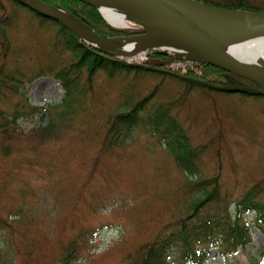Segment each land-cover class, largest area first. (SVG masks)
Wrapping results in <instances>:
<instances>
[{
  "label": "rangeland",
  "instance_id": "obj_1",
  "mask_svg": "<svg viewBox=\"0 0 264 264\" xmlns=\"http://www.w3.org/2000/svg\"><path fill=\"white\" fill-rule=\"evenodd\" d=\"M11 4L0 0V23ZM16 16L18 21L5 29L7 58L2 57L0 35L5 69L23 64L37 70L38 63L40 68L50 64L68 69V58L49 53L38 42L49 40L54 30L39 28L21 10ZM149 49L128 61L141 63ZM79 77L86 82L84 74ZM136 79L135 86L128 87L95 77L85 103L74 110L70 129L38 148L30 146L27 133L47 122L41 110L60 104L65 91L52 77H37L19 90L25 104L40 110L20 115L13 127L22 136L13 137L7 158L0 127V220L8 221V226L0 225L4 264H53L78 232L93 238L73 264H126V258L155 240L167 224L187 214L191 200L200 194L195 180L208 187L204 183L217 179L215 196L223 201L219 207L227 206L230 212L232 202L246 192L264 200V97L222 94L150 74ZM153 90L151 108L168 109L196 149L197 177L179 170L165 143L146 129L132 132L120 148L103 146L105 120L127 111L129 99L136 102ZM24 99L10 97L0 110L10 113L16 103L22 107ZM218 255L212 252L206 264H264V235L254 230L247 248Z\"/></svg>",
  "mask_w": 264,
  "mask_h": 264
},
{
  "label": "trees",
  "instance_id": "obj_2",
  "mask_svg": "<svg viewBox=\"0 0 264 264\" xmlns=\"http://www.w3.org/2000/svg\"><path fill=\"white\" fill-rule=\"evenodd\" d=\"M52 7L61 8L82 22L85 27L92 30L101 38H111L116 36H125L110 30L103 22L98 12L90 5L74 0H42ZM208 5L230 10H242L264 13V0H197ZM12 3L11 12L5 15L0 23V35L3 39L2 57L10 55L8 53V41L6 39L5 29L13 21H18L17 13L21 10L23 13L35 20L39 28H52L53 33L49 40H39L38 42L44 48H48L49 53H57L68 58L70 65L68 69H62L54 65H46V68L37 70L26 68H12L7 65L6 69L0 63V104L10 97L19 95V90L24 84L29 83L35 78L52 77L59 82L65 91V97L60 104L50 105L43 111L47 116V122L39 127L30 130L27 135L32 139L31 147L38 148L37 144L46 142L49 139H59L61 133L70 129V121L75 114L78 104L85 103L86 95L90 92V85L97 76L103 77L109 82L119 81L129 83L128 87H134L137 76L146 74L155 75L159 78H169L190 86H197L208 91L209 89L190 83L186 79L204 82L213 86L228 85L231 80H237L227 73L204 64L191 63L189 68L170 72L167 65L182 60L180 55H167L160 51H154L149 54L150 63L143 66L129 65L122 59H116L104 55L83 43L67 28L61 24L47 19L35 13L24 6L18 0H7ZM34 22V21H33ZM49 41V42H48ZM8 54V55H7ZM6 57V58H7ZM39 60V59H38ZM40 61V60H39ZM79 74H84L86 82L81 83ZM130 78V80H128ZM238 81V80H237ZM240 81V80H239ZM240 85L253 86L250 83L240 81ZM217 91V89L215 90ZM155 90L149 95L139 98L136 102L129 99L126 104L128 110L116 112L105 120V133L103 136V146L108 149L120 148L130 138L134 131L147 130L151 137L165 143L169 154L173 158L176 166L190 176L197 177L198 171L194 167V158L197 157L196 149L191 147L187 134L178 121L172 117L168 109L153 108L151 98ZM228 94V93H224ZM253 96L250 94H242ZM85 96V97H84ZM262 97V96H254ZM23 100L22 107L16 103L10 113L0 110V127L3 129L4 158H7L11 152V140L14 136H22L16 132L14 124L20 115L27 113L30 115L38 112L40 108L25 104ZM175 105L171 106L174 108ZM152 107V108H151ZM10 117L9 121L6 117ZM1 142V141H0ZM203 181L193 183L195 190L199 191L187 209L184 217L167 224L144 248L138 251L130 258H126V264H204L208 258L215 254H232L238 249H245L253 241L254 230L264 235V200L257 197L256 192L249 191L244 193L232 202V211H228L227 206L220 208L222 203L217 195V179L210 180L208 187L213 188L207 191V186L201 185ZM252 214L250 220L247 215ZM7 225L8 221L0 220V225ZM74 224V223H70ZM77 225V224H76ZM1 230V229H0ZM91 237L86 236L85 232H78L74 238L62 249L53 264H73L78 261L79 254L92 242ZM171 254H175L173 261ZM12 260V258H10ZM5 262V261H4ZM0 260V264H4Z\"/></svg>",
  "mask_w": 264,
  "mask_h": 264
},
{
  "label": "water",
  "instance_id": "obj_3",
  "mask_svg": "<svg viewBox=\"0 0 264 264\" xmlns=\"http://www.w3.org/2000/svg\"><path fill=\"white\" fill-rule=\"evenodd\" d=\"M19 1L43 17L62 24L91 48L104 55L132 57L145 48H152L145 47V44L153 41L182 54L189 62L210 65L256 86L219 87L222 92L264 96V71L247 66L225 51L241 42L264 38V13L218 9L195 0H74L90 5L97 11L96 5L118 8L125 14V20L138 28L134 31L113 28L98 11L106 26L112 30L134 33L129 37L105 39L98 37L60 8L50 7L41 0H32V4L24 0ZM79 27L84 30L89 43L82 38ZM115 40H137L136 48L126 56L113 54L107 49ZM191 82L197 83L195 80Z\"/></svg>",
  "mask_w": 264,
  "mask_h": 264
},
{
  "label": "bare ground",
  "instance_id": "obj_4",
  "mask_svg": "<svg viewBox=\"0 0 264 264\" xmlns=\"http://www.w3.org/2000/svg\"><path fill=\"white\" fill-rule=\"evenodd\" d=\"M29 3H33L32 0H24ZM98 11L104 20L109 24V26L117 29H122L124 31H134L138 28L133 24L125 20V14L118 8L107 6V5H96ZM79 30L82 33V38L88 43L89 38L86 37V34L82 28L79 27ZM137 40H115L110 45V48L107 50L116 55H127L135 50ZM162 47L166 48L167 46L156 44V42L149 41L145 44V47ZM226 53L228 55L234 56L235 58L243 61L249 67L260 69L264 71V38L251 40L248 42H241L239 44L230 46L227 48Z\"/></svg>",
  "mask_w": 264,
  "mask_h": 264
}]
</instances>
